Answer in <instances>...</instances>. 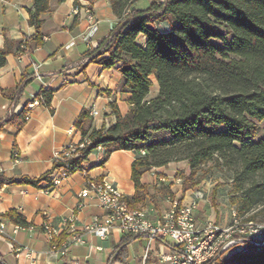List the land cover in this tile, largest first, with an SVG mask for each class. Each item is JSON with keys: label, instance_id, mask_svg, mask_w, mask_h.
Masks as SVG:
<instances>
[{"label": "trees", "instance_id": "trees-1", "mask_svg": "<svg viewBox=\"0 0 264 264\" xmlns=\"http://www.w3.org/2000/svg\"><path fill=\"white\" fill-rule=\"evenodd\" d=\"M108 1L116 23L108 38L85 57L104 69L117 68L122 90L130 94V111L122 116L111 103L117 121L105 132L93 128L89 111L83 110L75 126L81 142L87 139L90 146L78 155L57 159L53 169L38 178L0 176V184L50 190L57 170L85 172L84 164L99 148L105 150L100 166L113 152L127 150L136 153L135 194L122 199L131 210L155 201L142 183L145 173L185 162L178 211L186 193L206 178L199 175L203 168L213 164L232 172L233 190L241 199L240 217L259 208L264 214V137L258 139L259 123L264 122V0H165L153 1L145 9L137 7L139 0ZM50 8L51 0H33L29 23L36 34L27 49L44 44L42 17ZM6 56L2 51L0 66ZM155 83L159 92L149 98ZM24 84L25 79L15 95L23 93ZM54 94L51 89L41 90L36 98H43V105L51 108ZM29 112L27 105L19 115L0 121V132L5 125L21 130ZM5 216L29 226L15 211ZM255 219L256 215L246 222ZM133 238L124 236L117 262L128 264ZM253 242L234 244L209 264H264V246Z\"/></svg>", "mask_w": 264, "mask_h": 264}, {"label": "crops", "instance_id": "crops-1", "mask_svg": "<svg viewBox=\"0 0 264 264\" xmlns=\"http://www.w3.org/2000/svg\"><path fill=\"white\" fill-rule=\"evenodd\" d=\"M32 6L33 0H0V54L7 52L6 63L0 66V121L12 114L19 115L27 105L29 108L41 90L51 89L55 94L51 108L41 105L29 109L28 121L21 130L5 125L0 132V176L8 179L38 178L51 171L58 156L70 145L81 141L82 134L75 123L83 110L100 112V116L92 117V126L101 130L105 121L115 122L111 103H116L122 116L131 108L130 94L122 90L123 79L117 68L104 69L88 63L85 57L89 49L97 48L108 38L116 23L110 2L51 0L50 10L42 17L44 44L29 50L26 45L32 46L30 41L36 34V29L29 23ZM87 7L98 24L90 42L86 40L89 21L82 11ZM72 42L75 45L70 47ZM24 79L23 93L15 95ZM104 155V149L90 155L84 164L85 172L71 174L50 190L0 184V221L8 224L0 241V264H31L32 261L35 264H121L115 260L114 253H119L117 248L122 246L124 235L114 230L103 240L89 233L86 227L105 213L96 198H82L81 194L90 182L108 181L124 197L134 196L132 164L136 153L115 151L106 164L100 166ZM182 163L185 162L168 166ZM164 168H154L142 177V183L149 187L154 199L155 189L160 187L157 174ZM56 175L57 171L53 177ZM173 182L177 184L171 187L175 193L174 187L182 188V184L180 179ZM192 201L187 195L183 202ZM154 203L156 200L137 208H146L150 218L157 220L165 213ZM10 211L22 216L29 225L16 235L12 225L18 224L5 216ZM70 218H74V223L69 221ZM46 220L60 231L54 243L43 231ZM78 238L82 242H76ZM167 244L173 245V241L153 243L145 261L147 242L133 238L128 264H162L158 255Z\"/></svg>", "mask_w": 264, "mask_h": 264}, {"label": "built area", "instance_id": "built-area-1", "mask_svg": "<svg viewBox=\"0 0 264 264\" xmlns=\"http://www.w3.org/2000/svg\"><path fill=\"white\" fill-rule=\"evenodd\" d=\"M82 11L89 21L90 27L86 40L90 42L98 29V24L88 7ZM74 45L75 42H72L70 47ZM41 105H43V98H36L29 104V109ZM100 115L96 109L90 111L91 117ZM112 116L115 118V122L105 121V132L117 121L113 111ZM90 145L91 142L87 139L78 144L70 145L57 159H67L73 155H78L80 150ZM145 154V151H142V155ZM70 175L64 169L57 170V175L53 177L54 185L66 180ZM89 196L99 201L105 214L101 219H95L86 227L88 232L105 240L114 230H118L124 236L133 235L135 238L145 240L147 242L145 261L153 243L159 241L160 238H166L172 240L173 245H164V251L158 255L162 264H209V261L221 256L234 244L244 241L243 234L247 233L245 227L224 229L214 221H210L205 227L199 228L194 217L196 206L194 202H183L178 211V200H176L172 203V209L169 213H165L160 219L152 220L146 208L131 210L127 203L122 201L123 194L108 181L90 182L88 188L81 194L82 198ZM69 221L74 223V218H70ZM235 224H237V220H235ZM7 225L6 221H0V241L6 234ZM247 227L254 229V232L262 230L260 227L255 228L253 222H249ZM12 228L13 234L16 235L26 227L12 225ZM42 228L52 243L59 238L60 231L52 225L50 220L44 221ZM71 230L75 231L74 228ZM236 233L240 235L238 238L235 237ZM76 242H82V240L78 238ZM117 254L118 252L114 253V258ZM31 264H35V262L32 261Z\"/></svg>", "mask_w": 264, "mask_h": 264}, {"label": "rangeland", "instance_id": "rangeland-1", "mask_svg": "<svg viewBox=\"0 0 264 264\" xmlns=\"http://www.w3.org/2000/svg\"><path fill=\"white\" fill-rule=\"evenodd\" d=\"M153 1L159 3L165 0H139L137 7L147 8ZM159 85L155 83L152 88L149 98L155 97L158 92ZM258 139L264 137V122L259 123ZM178 168V170H175ZM186 163L180 165H171L165 167L158 175L159 188H156V206L160 212L169 213L172 209V203L181 197L182 188L174 187L175 193L172 192L171 187L174 180L177 181L181 178L180 174H185ZM200 176H204L201 184L196 190H190L186 194L192 198L195 206V221L199 228L205 227L210 221L216 222L220 227L229 229L230 227L236 229L245 227L247 233L244 235L245 239L255 240L256 246H264V214H260V208L254 210L244 216H239V206L241 203L240 194L233 190L232 172L227 169L216 168L213 164L205 166ZM173 180V181H171ZM157 183V184H158ZM178 183V182H177ZM180 184L182 180L180 179ZM170 197V199H166ZM161 208V209H160ZM157 211V210H156ZM256 215L253 225L260 227L262 230L254 232V229L247 227L249 222H246L251 216ZM159 216V214H158ZM161 216V214H160ZM237 220V224H235ZM237 236H240L236 233ZM262 241V242H260ZM232 254V252H229Z\"/></svg>", "mask_w": 264, "mask_h": 264}]
</instances>
